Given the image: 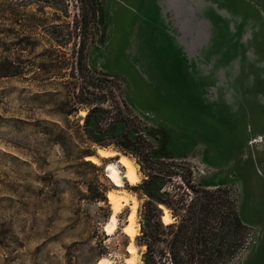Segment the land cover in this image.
<instances>
[{
  "label": "rangeland",
  "instance_id": "374dc122",
  "mask_svg": "<svg viewBox=\"0 0 264 264\" xmlns=\"http://www.w3.org/2000/svg\"><path fill=\"white\" fill-rule=\"evenodd\" d=\"M78 5L0 0V61L13 64L0 67V264H126L132 243L143 264V201L132 192L140 165L131 185L122 155L103 158L77 141L85 110L63 123L74 80L62 67L75 66L79 42L89 73L118 82L149 125L153 159L191 170L198 188L229 193L247 231L215 264H264V0H97L88 31L60 47L68 24H85ZM88 151L102 172L81 166ZM111 163L124 186L108 178ZM105 177L113 189L96 201ZM113 191L135 198L116 214V230ZM133 210L132 240L123 229Z\"/></svg>",
  "mask_w": 264,
  "mask_h": 264
},
{
  "label": "trees",
  "instance_id": "16d2710c",
  "mask_svg": "<svg viewBox=\"0 0 264 264\" xmlns=\"http://www.w3.org/2000/svg\"><path fill=\"white\" fill-rule=\"evenodd\" d=\"M76 2L85 24L78 21L75 25L68 24L66 38L69 40L59 42L66 49L74 38L79 39L88 31L89 16L96 18L97 15V0ZM59 26L54 25L53 34ZM76 45L80 50L74 52L75 66L62 67L66 72L71 70L74 80L73 86L65 87L68 111L63 114V123L68 129L69 117L85 110L84 124L75 127L74 138L91 148L133 158L140 165L144 179L132 192L143 201L139 210L141 234L136 239V245L145 249L143 264H215L224 254L227 256L234 238L247 231L229 193L221 188H198L191 170L181 175L174 161L153 159V146L147 138L149 125L128 105L118 82L96 72L89 73L82 44ZM6 61L3 64L8 63L9 70L13 64L9 59ZM3 64L0 61V67ZM94 155L92 151L83 153L81 166L102 172L103 168L85 161ZM104 180L107 183H101V193L94 196L96 201H106V194L113 189L109 179ZM163 208L169 210L176 222L168 225L163 222Z\"/></svg>",
  "mask_w": 264,
  "mask_h": 264
},
{
  "label": "bare ground",
  "instance_id": "6f19581e",
  "mask_svg": "<svg viewBox=\"0 0 264 264\" xmlns=\"http://www.w3.org/2000/svg\"><path fill=\"white\" fill-rule=\"evenodd\" d=\"M98 153L103 158H111V157H114L118 154L116 152L105 150V149L99 150ZM88 160H91L92 162L98 164V160L95 157L88 158ZM118 164L122 165V167H124L126 169V176L125 177L128 179L129 183L131 185L136 184L139 180V165L136 163V161L133 158L131 159L127 156L122 155L118 161ZM106 171L109 174L108 178L110 179V181L115 186L122 187V185H123L122 177L123 176L121 177L119 167L116 164L111 163L107 166ZM109 200L113 204V209H114L113 215L111 216V219H110V221H111L110 227L113 230H116L117 229L116 214H118L120 209H123V208H121L122 205L126 206V205L130 204L131 201L135 202V198L133 196H131L129 193L128 194H126V193L121 194V193L113 191V192L109 193ZM163 209L165 211V215L163 216V221L166 225H168V224H170L171 214H170L169 210H167L166 208H163ZM135 211L136 210H133V212L131 213V215L129 217V224L126 227H124V229H123L124 233L127 236H129L132 240L134 238H136L137 235H139V233H138L139 230L137 229L138 227H137V224L135 222V219H136L135 218ZM135 251H136L135 245L133 243L130 244L128 246V252L131 254V257L126 259V264H139V261L136 258ZM100 264H107V258L102 259L100 261Z\"/></svg>",
  "mask_w": 264,
  "mask_h": 264
},
{
  "label": "water",
  "instance_id": "95a60500",
  "mask_svg": "<svg viewBox=\"0 0 264 264\" xmlns=\"http://www.w3.org/2000/svg\"><path fill=\"white\" fill-rule=\"evenodd\" d=\"M119 161V160H118ZM118 164V163H117ZM119 167V165H117Z\"/></svg>",
  "mask_w": 264,
  "mask_h": 264
}]
</instances>
